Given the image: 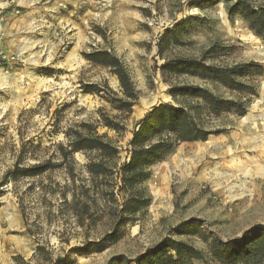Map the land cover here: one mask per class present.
<instances>
[{
  "label": "rangeland",
  "instance_id": "374dc122",
  "mask_svg": "<svg viewBox=\"0 0 264 264\" xmlns=\"http://www.w3.org/2000/svg\"><path fill=\"white\" fill-rule=\"evenodd\" d=\"M192 1L92 0V16L87 17L86 24L84 20L79 23L75 37L65 30L64 19L42 11L45 0H36L31 8L27 2L18 1L16 6L17 1H7L16 9L14 16L5 14L8 7H0V182L23 146L22 165L51 157L59 164V144H68V131L87 132L79 126L82 123L92 125L100 135L106 134L119 150L116 164L109 163L115 166L110 177L100 175L92 180L87 164L100 157L96 152H77L73 161L63 162L39 177L3 184L0 264H14L17 255L31 259L40 243L47 245L54 256L82 245L86 230L78 226L66 208L62 209L63 192L68 200L74 193L86 200L80 194V185L86 184L94 198L88 200L90 204L103 208L111 199V182L114 199L123 203L120 168L130 160L136 123L158 104H177L170 93L172 83L199 84L226 98L239 96L196 77L179 76L165 81L159 68L165 57H202L217 46L214 53L207 55V62L228 66L254 61L264 68V41L244 21L230 20L223 2L201 9L191 5ZM32 9L35 12L30 14ZM188 16L200 21L180 43H171L160 53L158 42L166 29ZM94 49L112 52L128 68L139 93L128 116L110 102L123 96L117 75L85 58L84 54ZM255 83L257 92L249 94L243 116H214L205 108L193 109L200 123L219 133L205 141L180 143L164 161L152 166L151 177L143 184L151 203L128 223L125 237L100 253L70 252L71 264H106L111 256L120 253L135 258L168 236L190 239L206 248L197 236L176 233L174 228L189 219H196L202 230L223 239L238 237L253 224H264V74L256 77ZM87 84H96L100 93L84 92ZM179 101L196 106V101ZM103 114L120 121L124 129L118 132L104 126ZM222 141L234 143V159L223 153L227 148ZM107 222L104 216L89 231L90 238L99 237ZM32 263L42 261L36 258Z\"/></svg>",
  "mask_w": 264,
  "mask_h": 264
},
{
  "label": "trees",
  "instance_id": "16d2710c",
  "mask_svg": "<svg viewBox=\"0 0 264 264\" xmlns=\"http://www.w3.org/2000/svg\"><path fill=\"white\" fill-rule=\"evenodd\" d=\"M223 2L230 20L241 19L248 28L264 41V3L255 4L252 0H193L191 5L205 9ZM200 21L195 16H188L174 23L166 29L158 42L160 53L169 44L180 43L184 34L190 32L195 22ZM217 46H212L202 57L176 56L165 57L159 66L165 81L172 77L191 76L221 85L232 92L239 93L236 98H226L215 93L209 88L199 84L178 83L171 84L170 93L178 101L174 103L158 104L143 117L135 126L130 141V160L120 168L121 186L125 192L123 203L119 204L114 199L112 183L108 186L111 199L106 207L99 208L90 204L88 200H94L90 195V188L81 184L80 194L86 196V200L73 194L68 200L63 192V208L67 213L76 218L78 226L86 230L85 240L82 245L70 251L79 255H87L92 252H103L117 244L126 235L128 223L135 220L137 215L151 203V197L146 193L143 184L151 177V167L164 161L171 155L175 148L183 142L205 141L211 134L219 133L212 131L200 123L193 114V109L205 108L209 115L219 116L223 113H235L243 116L246 114L249 103V94H256L257 86L255 79L264 74V68L257 62H241L228 66L216 65L207 62V55L216 51ZM85 58L93 63L109 68L117 75L122 90V97L110 100L115 109L122 111L127 116L132 113L133 106L139 98L135 89L130 72L121 59L106 49H94L84 54ZM96 84L83 86L84 92L99 94ZM113 94L117 95L116 92ZM196 101V106L183 104L179 99ZM103 125L121 131L124 126L109 115L102 116ZM80 127L88 129L83 132L80 129L68 131L67 145L59 144L61 162L57 164L53 158L39 161L33 165H22L23 151H20L12 168H9L0 182V187L7 182H17L23 178H36L48 170L73 161V155L77 152H96L100 157L98 161L91 160L87 164L88 172L92 180L100 175L112 176L113 168L109 163L119 159V150L114 142L106 134H98L94 127L82 123ZM71 165V164H70ZM72 171V167H69ZM115 169V168H114ZM3 190L0 189V195ZM108 217L105 230L95 239L90 238L89 231L98 226L103 217ZM199 221L189 219L174 229L178 235L197 236L205 243L206 248L198 247L192 240L175 238L174 236L163 237L154 244L148 246L135 258H129L125 254L111 256L106 264H196V261H205L211 264H264V224L256 223L247 228L240 236L223 239L213 232L201 229ZM54 256L51 249L44 244H39L31 259H25L21 255L14 257V264H33L36 258L42 264H71V253Z\"/></svg>",
  "mask_w": 264,
  "mask_h": 264
},
{
  "label": "crops",
  "instance_id": "0c3cea01",
  "mask_svg": "<svg viewBox=\"0 0 264 264\" xmlns=\"http://www.w3.org/2000/svg\"><path fill=\"white\" fill-rule=\"evenodd\" d=\"M4 1V2H3ZM10 1V3L16 2V6H18V1L25 3L27 2L30 8L31 4L36 2V0H2L0 7H8L5 11V14L14 16L15 7H12L13 4L6 3ZM46 5L42 7V11H45L48 14H51L53 17L64 19V27L65 30H68L70 33L75 34L79 28V23L84 20L86 24L87 17L92 16L91 4L92 0H45ZM26 4V3H25ZM9 7H12V11H8ZM29 8V9H30ZM30 14L34 13L35 10H29ZM24 22H22L23 24ZM15 26L14 20L12 21V27ZM7 40L5 39L4 44L6 45ZM8 46V45H6ZM18 46H20L18 44ZM18 46L16 47L18 49ZM199 261H196L197 264Z\"/></svg>",
  "mask_w": 264,
  "mask_h": 264
},
{
  "label": "bare ground",
  "instance_id": "6f19581e",
  "mask_svg": "<svg viewBox=\"0 0 264 264\" xmlns=\"http://www.w3.org/2000/svg\"><path fill=\"white\" fill-rule=\"evenodd\" d=\"M247 120V119H246ZM245 120V121H246ZM231 141V140H230ZM222 146H224V145H226L225 147L227 148V149H225L224 151H223V153H225V154H227L226 155V157H231V159L233 158L234 159V157L237 155V153H235V150H234V148H233V146H234V143H232V144H230V142L229 141H222ZM220 144V142H219V145H221ZM264 146V145H263ZM216 148L218 149V147L216 146ZM221 148V147H220ZM224 148V147H223ZM264 151V150H263ZM264 154V153H263ZM256 157V156H255ZM252 158V157H251ZM257 158H258V155H257ZM262 160H264V159H262ZM234 162H235V160H234ZM256 165V164H255ZM247 166V165H246ZM257 166V165H256ZM259 166V165H258ZM260 167V166H259ZM258 167V168H259ZM262 168V167H261ZM261 168H259V169H261ZM263 170V169H262ZM230 176V175H229ZM248 184V183H247Z\"/></svg>",
  "mask_w": 264,
  "mask_h": 264
},
{
  "label": "built area",
  "instance_id": "2783aa9c",
  "mask_svg": "<svg viewBox=\"0 0 264 264\" xmlns=\"http://www.w3.org/2000/svg\"><path fill=\"white\" fill-rule=\"evenodd\" d=\"M2 54V52H0V55Z\"/></svg>",
  "mask_w": 264,
  "mask_h": 264
}]
</instances>
